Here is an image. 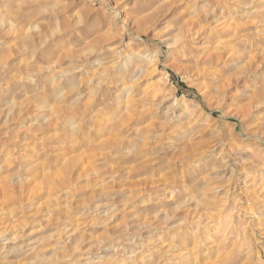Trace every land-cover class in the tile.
Returning a JSON list of instances; mask_svg holds the SVG:
<instances>
[{"label": "rangeland", "instance_id": "obj_1", "mask_svg": "<svg viewBox=\"0 0 264 264\" xmlns=\"http://www.w3.org/2000/svg\"><path fill=\"white\" fill-rule=\"evenodd\" d=\"M171 1L0 0V264H264V0Z\"/></svg>", "mask_w": 264, "mask_h": 264}, {"label": "bare ground", "instance_id": "obj_2", "mask_svg": "<svg viewBox=\"0 0 264 264\" xmlns=\"http://www.w3.org/2000/svg\"><path fill=\"white\" fill-rule=\"evenodd\" d=\"M180 1L181 0H172L170 2V4H169L168 9L171 11L172 15H177V19L179 21V24H178L179 27L177 28V31H176L175 35L173 36V39H174V43L176 45V48L180 50L179 51V56L181 58V61H184L186 64H188V66H187L188 68L186 67V69H188V71H189V69L193 70V68H195L194 70L198 69V67L202 68V66L204 68L205 65H209L211 67L217 66L218 65V62H217L218 57L216 55H214L212 53L210 54V52H209V54H206L204 51H203V53L199 52L194 47H191V46L188 45V42H190L192 40L190 38V36H192V35L195 36V35H198L199 33H201V35H202V29L203 28L201 26L199 17H194L193 13L188 12L187 8L184 5L185 3L180 4L179 3ZM193 39H195V37ZM194 53L195 54L196 53H198V54L202 53V56L200 58H197L196 60H193V65L192 64L189 65V63L191 62V55L194 54ZM148 55H149V57L146 58L147 62H152L153 60H155V56L156 55H155L154 52H150V54H148ZM221 63H223V62H221ZM200 65H202V66H200ZM208 69H207V72H206L207 74L204 75V80H206L210 75H212V73H214L212 70H210V69L208 70ZM219 71L221 72V70H219ZM204 73L205 72L201 73V69H200V74H202V76H203ZM221 76L222 75H220V77ZM224 79H225V77H224ZM155 93H156V91H155ZM132 111L133 110H131V112H129L127 114V116H129V118H131V119L134 116L133 114H131V113H133ZM136 114H137L136 117H142V113L140 111H139V113L137 112ZM127 116L125 118H127ZM131 119H127V120H131Z\"/></svg>", "mask_w": 264, "mask_h": 264}]
</instances>
